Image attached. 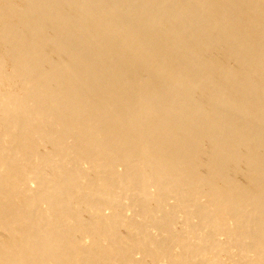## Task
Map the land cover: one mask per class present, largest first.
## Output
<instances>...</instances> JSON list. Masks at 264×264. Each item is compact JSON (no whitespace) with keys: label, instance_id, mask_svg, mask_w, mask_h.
Wrapping results in <instances>:
<instances>
[{"label":"bare ground","instance_id":"obj_1","mask_svg":"<svg viewBox=\"0 0 264 264\" xmlns=\"http://www.w3.org/2000/svg\"><path fill=\"white\" fill-rule=\"evenodd\" d=\"M0 264H264V0H0Z\"/></svg>","mask_w":264,"mask_h":264}]
</instances>
